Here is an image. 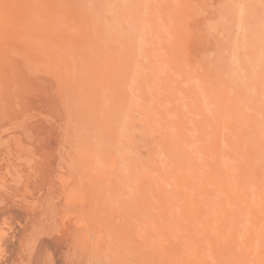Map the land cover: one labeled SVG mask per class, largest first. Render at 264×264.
<instances>
[{"label":"rangeland","instance_id":"1","mask_svg":"<svg viewBox=\"0 0 264 264\" xmlns=\"http://www.w3.org/2000/svg\"><path fill=\"white\" fill-rule=\"evenodd\" d=\"M259 261L264 0H0V264Z\"/></svg>","mask_w":264,"mask_h":264},{"label":"bare ground","instance_id":"2","mask_svg":"<svg viewBox=\"0 0 264 264\" xmlns=\"http://www.w3.org/2000/svg\"><path fill=\"white\" fill-rule=\"evenodd\" d=\"M126 7V6H125ZM159 11V10H158ZM157 18V17H156ZM140 20V19H139ZM97 24V23H96ZM149 27V26H148ZM46 28V27H45ZM94 28V27H93ZM134 28V27H133ZM75 29V28H74ZM152 34V33H151ZM120 37V36H119ZM119 39V38H118ZM146 39V38H145ZM86 40V39H85ZM146 41V40H145ZM78 46V45H77ZM126 46V45H125ZM128 47V46H127ZM72 49V48H71ZM138 56V55H137ZM164 57V56H163ZM139 58V57H138ZM132 59V58H131ZM150 59V58H149ZM125 61V60H124ZM100 63V62H99ZM144 64V63H143ZM115 65H117V64H115ZM116 67V66H115ZM114 67V68H115ZM120 67V66H119ZM151 68V67H150ZM116 69H117V67H116ZM113 74V73H112ZM131 74V73H130ZM101 75V74H100ZM102 76V75H101ZM101 79H102V77H101ZM106 79V78H105ZM105 81V80H104ZM114 81V80H113ZM119 86H121V85H119ZM118 86V87H119ZM115 88V87H114ZM124 88V87H123ZM116 89V88H115ZM113 90V89H112ZM142 90V89H141ZM119 94V93H118ZM198 94V93H197ZM124 95V94H123ZM112 96V95H111ZM108 97V96H107ZM198 98V97H197ZM127 99V98H126ZM129 100H130V98H129ZM148 101V100H147ZM113 102V101H112ZM143 102V101H142ZM147 103V102H146ZM147 104H150V103H147ZM205 104V103H204ZM125 105V104H124ZM123 105V106H124ZM122 106V107H123ZM129 106V105H128ZM233 106V105H232ZM128 108V107H127ZM142 108H143V106H142ZM125 109V108H124ZM113 110V109H112ZM123 111V110H122ZM112 112V111H111ZM118 118V117H117ZM221 119V118H220ZM128 120V119H127ZM125 121V120H124ZM113 122H114V120H113ZM123 127H124V125H122ZM182 128V127H181ZM187 129V128H186ZM189 130V129H188ZM180 131V130H179ZM182 133V132H181ZM212 134V133H211ZM116 136V135H115ZM202 139V138H201ZM220 144V143H219ZM164 155V154H163ZM219 158V157H218ZM191 165V164H190ZM92 166V165H91ZM197 172V171H196ZM234 172V171H233ZM162 174V173H161ZM225 175V174H224ZM187 178V177H186ZM162 185V184H161ZM171 185V184H170ZM163 188V187H162ZM168 189V188H167ZM74 191V190H73ZM99 192V191H98ZM103 192V191H102ZM171 192V191H170ZM97 193V192H96ZM106 193V192H105ZM108 193V192H107ZM160 193V192H159ZM103 195V194H102ZM161 196V195H160ZM206 196H207V194H206ZM238 199V198H237ZM204 200V199H203ZM208 201V200H207ZM202 202H204V201H202ZM210 205V204H209ZM179 206V205H178ZM259 206V205H258ZM202 209V208H201ZM256 209V208H255ZM237 219V218H236ZM249 219V218H248ZM227 221V220H226ZM237 221V220H236ZM243 221V220H242ZM238 222V221H237ZM226 224H227V222H226ZM124 226V225H123ZM200 231V230H199ZM241 230H239L238 232H240ZM225 232H226V230H225ZM244 232V231H243ZM256 233V232H255ZM119 234V233H118ZM204 234V233H203ZM255 235V234H254ZM199 236V235H198ZM204 237V236H203ZM254 237V236H253ZM260 237H261V235H260ZM201 238H202V236H201ZM241 238V237H240ZM252 238V237H251ZM242 239V238H241ZM253 239V238H252ZM253 241V240H252ZM255 258V257H254ZM256 262V261H255ZM260 262V261H259ZM260 264H261V262H260Z\"/></svg>","mask_w":264,"mask_h":264}]
</instances>
